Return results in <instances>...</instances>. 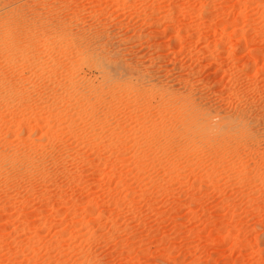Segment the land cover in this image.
I'll return each instance as SVG.
<instances>
[{
	"label": "rangeland",
	"instance_id": "obj_1",
	"mask_svg": "<svg viewBox=\"0 0 264 264\" xmlns=\"http://www.w3.org/2000/svg\"><path fill=\"white\" fill-rule=\"evenodd\" d=\"M0 264H264V0H0Z\"/></svg>",
	"mask_w": 264,
	"mask_h": 264
},
{
	"label": "bare ground",
	"instance_id": "obj_2",
	"mask_svg": "<svg viewBox=\"0 0 264 264\" xmlns=\"http://www.w3.org/2000/svg\"><path fill=\"white\" fill-rule=\"evenodd\" d=\"M106 75V74H105Z\"/></svg>",
	"mask_w": 264,
	"mask_h": 264
}]
</instances>
